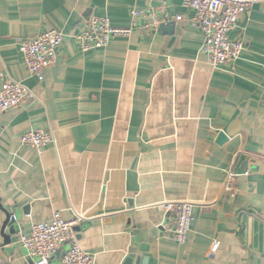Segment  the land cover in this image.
Listing matches in <instances>:
<instances>
[{
	"label": "crops",
	"instance_id": "1",
	"mask_svg": "<svg viewBox=\"0 0 264 264\" xmlns=\"http://www.w3.org/2000/svg\"><path fill=\"white\" fill-rule=\"evenodd\" d=\"M134 9L159 17L158 30ZM96 16L136 25L84 52L72 35ZM194 17L184 0H0V88L32 91L0 111V264H35L20 237L56 211L79 219L96 264H264V0L231 33L240 58L217 67ZM52 29L66 38L39 80L20 40ZM39 129L52 143L21 144ZM183 200L194 220L181 245L163 205Z\"/></svg>",
	"mask_w": 264,
	"mask_h": 264
},
{
	"label": "built area",
	"instance_id": "2",
	"mask_svg": "<svg viewBox=\"0 0 264 264\" xmlns=\"http://www.w3.org/2000/svg\"><path fill=\"white\" fill-rule=\"evenodd\" d=\"M259 0H184L185 5L195 11L194 25L204 34V50L210 63L217 67L236 61L242 55L245 45L242 39H234L231 33L239 26L242 16ZM133 19H146L144 29L157 31L161 19L154 14L149 17L144 11L132 10ZM182 16H176L181 20ZM136 23L130 27H117L106 16L93 17L87 21L80 32L72 35L82 51L107 46L112 38L130 36ZM66 38L64 32L52 29L29 39L20 40V50L31 76L44 79L46 69L58 59L59 47ZM32 96V91L22 82L7 80L0 88V111L9 110ZM53 141V135L44 130H31L20 137L23 145L33 146L39 151ZM237 173L229 172L227 190L235 194L233 179ZM165 208L175 214L173 235L183 245L187 242L194 220V204L190 201L166 203ZM16 219V216L13 215ZM79 219L68 220L59 211L50 221L32 225L28 233L20 237V243L35 264H51L57 252L63 251L61 264H96L95 258L85 251L79 243L75 226ZM68 248L65 249V246Z\"/></svg>",
	"mask_w": 264,
	"mask_h": 264
},
{
	"label": "water",
	"instance_id": "3",
	"mask_svg": "<svg viewBox=\"0 0 264 264\" xmlns=\"http://www.w3.org/2000/svg\"><path fill=\"white\" fill-rule=\"evenodd\" d=\"M15 220L16 219L13 218V215H11V213H8L7 219H6L5 224H4V236L6 237V240H8V241L12 240V237L10 234H11V230L14 227ZM136 235H137L136 241H137V243H139L141 241V237H140L139 233H137ZM132 251H133V253H135L136 247H134ZM57 254H61V252L59 251V252H57ZM130 260H132V259H130ZM130 260H129V262H131Z\"/></svg>",
	"mask_w": 264,
	"mask_h": 264
}]
</instances>
